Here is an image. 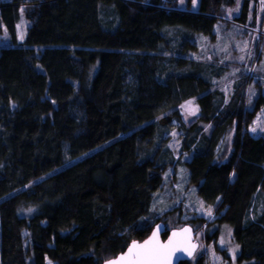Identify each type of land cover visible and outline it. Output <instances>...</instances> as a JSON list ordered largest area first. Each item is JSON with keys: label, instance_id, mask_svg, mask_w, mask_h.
Instances as JSON below:
<instances>
[{"label": "trees", "instance_id": "trees-1", "mask_svg": "<svg viewBox=\"0 0 264 264\" xmlns=\"http://www.w3.org/2000/svg\"><path fill=\"white\" fill-rule=\"evenodd\" d=\"M192 1L186 9L178 0L3 4L0 264L117 257L167 212L182 213L179 181L165 175L202 157L210 160L192 190L214 207L218 226L233 229L238 263L264 264V135L250 131L264 93L250 96L243 78L228 96L218 84L230 67L203 55L200 40L215 38L237 0H199L196 11ZM249 5L235 18L241 26ZM199 83L212 92L210 110L187 123L183 105L200 100Z\"/></svg>", "mask_w": 264, "mask_h": 264}, {"label": "rangeland", "instance_id": "rangeland-1", "mask_svg": "<svg viewBox=\"0 0 264 264\" xmlns=\"http://www.w3.org/2000/svg\"><path fill=\"white\" fill-rule=\"evenodd\" d=\"M179 7L188 8V0H178ZM245 0H237L236 5L227 10V14L221 19L216 29L214 39L204 38L200 40L203 55L207 60H217L219 65L229 66L230 70L225 75L218 88L223 90L228 96L233 93L234 85L237 81L246 78L249 80L248 91L250 96L258 94V89L264 93V0H249L248 25L241 26L235 18L242 13ZM199 0H193L190 5L192 10H197ZM28 24L23 18L17 27V42L23 40L26 35ZM7 32V30H6ZM9 34L0 40V47L8 44ZM259 84L261 86H259ZM200 100H190L183 105L184 117L187 123L198 119L203 112L210 110V100L212 92L203 84L199 83ZM195 110V114H193ZM255 129V131H253ZM254 136L264 135V110H261L251 128ZM171 147L179 153L181 146L180 133L175 125L172 129ZM210 158L202 157L188 159V165L178 171V175L170 172L165 175L166 179L179 182L174 186V192H180L175 200L177 206L181 205L182 213L177 210L171 214L167 212L165 225L170 230L179 229L186 225H191L196 232V241L200 244L199 250L193 258V263L200 257H204L205 264H239L238 257L241 248L236 242L233 229L227 225L218 226L215 222L216 214L214 207H211L198 198L192 188L201 179L204 168ZM182 189V190H181ZM161 201L168 197V192L163 193ZM164 196V197H163ZM211 209L212 215H208ZM170 211V210H169ZM204 218L206 221L202 225L201 221L195 219ZM194 224V226L192 225ZM218 231L217 239L211 238L214 232ZM48 264H52L48 262Z\"/></svg>", "mask_w": 264, "mask_h": 264}, {"label": "water", "instance_id": "water-1", "mask_svg": "<svg viewBox=\"0 0 264 264\" xmlns=\"http://www.w3.org/2000/svg\"><path fill=\"white\" fill-rule=\"evenodd\" d=\"M158 228V242L160 245H168L169 241H173L177 246L176 250L172 253L170 264H180L184 261H190L195 257L197 251L199 250L200 244L196 241V232L191 225L170 230L167 229L165 223L159 222L145 240H136L131 242L124 252L120 253L117 257L104 262L103 264H110V262H114V264H123L120 258L128 255V249L131 248L133 244L142 245L145 242L151 240L153 238V234L157 233ZM184 229H190L191 231L184 232ZM174 233L176 234L175 236L173 235ZM165 234H167L166 238H164ZM192 245H195V247H191ZM189 252H191V255H189ZM178 257L180 258L179 261L177 260Z\"/></svg>", "mask_w": 264, "mask_h": 264}, {"label": "snow or ice", "instance_id": "snow-or-ice-1", "mask_svg": "<svg viewBox=\"0 0 264 264\" xmlns=\"http://www.w3.org/2000/svg\"><path fill=\"white\" fill-rule=\"evenodd\" d=\"M191 101L189 105H191ZM195 114V110H193ZM255 131V129H253ZM208 215H212L211 209L208 210ZM184 232H190V229H184ZM158 233L153 234V238L142 245L133 244L131 248L128 249V255L120 258L123 264H170V259L172 253L176 250V245L173 241H169L168 245H160L158 242ZM176 235L175 233L173 234ZM191 247H195L192 245ZM191 255V252H189ZM179 257L177 260L179 261ZM114 264V262H110Z\"/></svg>", "mask_w": 264, "mask_h": 264}, {"label": "built area", "instance_id": "built-area-1", "mask_svg": "<svg viewBox=\"0 0 264 264\" xmlns=\"http://www.w3.org/2000/svg\"><path fill=\"white\" fill-rule=\"evenodd\" d=\"M6 2V0H0V13H1V11H2V6H3V4Z\"/></svg>", "mask_w": 264, "mask_h": 264}]
</instances>
